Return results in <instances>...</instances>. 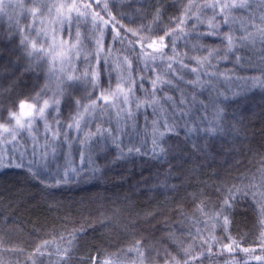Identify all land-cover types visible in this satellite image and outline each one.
<instances>
[{
    "label": "snow or ice",
    "instance_id": "obj_1",
    "mask_svg": "<svg viewBox=\"0 0 264 264\" xmlns=\"http://www.w3.org/2000/svg\"><path fill=\"white\" fill-rule=\"evenodd\" d=\"M130 2L140 7L125 11ZM256 7L258 17L249 0H201L199 3L196 0L186 3L182 0H90L88 3L32 0L27 8L20 0L14 4L0 0V14L8 16L15 25V34L8 31L4 40L9 44L16 40L17 60L26 61L27 69H46L47 77L25 99L13 96L23 70L6 89L0 90V113L4 114L0 119V169H23L26 176L49 194L46 199H54L50 191L72 180L99 178L103 172L94 166L91 154L86 171L82 165L79 171L71 167L63 171L59 167L55 171L49 168L50 158H56V146L71 147L69 136L74 131L77 135L73 139L79 144L82 161L83 149H90L96 137L115 146L116 160L143 154L167 164L158 187L171 192L174 203L171 209L154 211H137L129 204L126 211L112 209L110 215L101 213L102 218L92 223L82 217L79 227L61 232V244H55L54 240L42 241L27 253L22 247L6 249L24 256L23 261L16 260L13 264H42L45 256L50 264H73L74 258L81 264H205V260L211 262L222 255L233 257L224 264H241L234 258L237 253L247 257L243 264L249 260L264 264V255H254L257 250L264 253V145L255 154L258 159L254 165L248 161L252 166L238 171L237 175H221L212 166L220 162L221 155L231 158L236 146L213 153L208 140L223 135L226 127L234 139L246 140L245 120L233 114L232 121H227L228 113L217 103L223 93H218L208 97L214 108L213 119L207 121V127H202V121L189 115L187 94L180 87L184 84L213 89L215 81L230 79L218 65L232 63L229 56L239 61V51L246 46L255 48L259 43L258 65L247 70L260 75L244 77V91L247 87L264 90V0H258ZM15 9L27 12L29 19L25 25L14 19L19 13L10 10ZM237 11L247 12L248 18L237 17L234 15ZM257 18L259 23L255 22ZM237 24L244 33L242 36L232 35ZM81 28L86 31L82 33ZM61 33H66L68 39L62 38ZM204 40H218L220 45L204 44L201 42ZM181 43L182 51L178 50ZM145 72L149 75L145 76ZM185 75L193 79L185 80ZM145 83L149 84L148 89L144 88ZM165 89L178 91L179 100H174ZM137 90L143 98L136 96ZM191 102L196 103L195 96ZM199 103L205 106L202 101ZM62 106L69 110V117L63 122L58 119ZM149 108L153 119L150 131L145 129L143 137H150V142L139 138L135 143H124L122 124L138 128L136 112H147ZM110 111L115 113V128H104L97 123L95 132L84 131L82 124ZM261 113L264 115V102ZM49 114L53 115L51 122ZM41 125L43 143L37 135ZM22 135L32 141L30 151L18 150ZM6 145L11 146V154ZM227 162L225 159L224 163ZM233 162L238 167L244 164L243 160ZM206 168L212 170L201 171ZM185 204L191 205V211L185 210ZM50 207L58 208L59 202ZM238 209H250L253 214L251 233L256 239L248 247L243 246L247 233L237 240L231 232ZM172 215L177 219L173 220ZM0 222L7 225L8 217ZM97 223L101 228L117 224L131 237L130 243L111 254L115 259L98 260L96 254L74 257L80 238L94 231ZM217 231L220 236L216 235ZM50 245H55L54 251H42ZM2 248L3 241H0ZM0 264L6 262L0 259Z\"/></svg>",
    "mask_w": 264,
    "mask_h": 264
},
{
    "label": "trees",
    "instance_id": "obj_2",
    "mask_svg": "<svg viewBox=\"0 0 264 264\" xmlns=\"http://www.w3.org/2000/svg\"><path fill=\"white\" fill-rule=\"evenodd\" d=\"M20 2L27 8L31 5L32 0H20ZM78 2L88 3L90 0H78ZM182 2L186 3L187 0H182ZM196 2L199 3L201 0H196ZM5 3L14 4L16 0H5ZM257 3L258 1H251L252 10L258 17L259 9L256 7ZM138 7H140L139 4L130 2L125 6L124 10L131 12L133 8ZM10 11L19 13L18 16H14V19H18L21 26L28 22L29 16L26 11L22 12L20 9ZM208 14L210 15L211 13ZM234 15L247 19V14L244 12L237 11ZM123 22L127 24V20ZM255 22L259 23V19L257 18ZM8 31H13L15 34V25L9 20L8 16L0 14V90L6 89L9 82L17 78L23 70L20 83L13 89V96L18 95L20 99H25L30 97L34 90H38L45 83L47 79L46 69L25 68L26 61L22 58L17 60L18 51L15 49L17 41L13 40L9 44L4 40V36ZM84 31L86 30L81 28V32L83 33ZM223 31H228V28H223ZM243 34L239 25L233 27V36H242ZM64 36L66 37L64 39H68L66 33H64ZM191 39L194 41L195 37L193 36ZM201 42L208 45H220L218 40H204ZM259 49V43L256 44L255 48L246 46L237 53L241 57L239 61H235L233 57L229 56V60L233 61L232 63L221 62L218 65L219 70L225 72V75L230 77V79L215 81V87L211 90L199 87L191 88L184 84L180 85L187 94L186 99L191 109L189 115L196 120L202 121V127H207V121L213 119L214 108L208 97L217 96L218 93H223L217 103L220 108L228 113L226 120L232 121L233 114L237 118L245 120V126L248 129V138L246 140L234 139L233 136L229 135L230 129L227 127L223 135L218 134L208 140L213 153L220 151L221 148L230 150L233 145L236 146V152L231 154V158L221 155L219 157L220 162L212 166V168L218 169L223 176H235L238 171H244L245 168L254 165L256 159H258L255 154L264 145V115L261 113V105L264 102V90L259 87H247V91H244L246 81L243 79L244 77L260 75L259 72L247 70L254 65H258L261 55ZM178 50H184L182 43L178 45ZM195 54L199 55L202 53ZM144 75L147 76L149 73L145 72ZM191 79H193L192 76L185 75V80ZM112 83L113 86L116 83L115 73H113ZM144 88L148 89L149 84L145 83ZM165 91L174 100H179L178 91L173 92L168 89H165ZM136 96L143 98V94L139 90L136 91ZM192 96H195L196 103L191 102ZM225 98H227L226 101ZM201 101L206 107L201 106L199 103ZM167 106L165 104V107ZM177 107H179L178 103ZM133 110L135 112V109ZM3 115V113H0V119L3 118ZM68 117L69 110L67 107L62 106L58 119L63 122ZM135 119L139 127L134 132L121 133L122 140L124 143L131 144L135 143L139 138H146L150 142V137H143V133L145 129L150 130L149 125L153 119L151 109L149 108L147 112L143 110L136 112ZM97 123L104 128L109 127L108 120H103L102 117H99L93 126L90 124H82V126L84 131L90 129L95 131ZM115 126V123L111 125L112 128H115ZM138 133L140 134L139 137ZM76 135L77 133L73 131L69 136L71 147L63 146V150L67 151L68 155L72 153L73 158H76L75 152L79 157L81 151L78 142L73 139ZM241 145L243 146L241 147ZM123 146L121 144V147ZM137 146L139 145L137 144ZM85 149V152L88 153L87 156L91 154L94 166L100 168L103 175L99 178L72 180L67 184H62L50 191V196L54 199H46L49 194H46L40 185L26 176L23 169H0V221L4 217H8L7 225L0 222V241H3V248L0 249V259H3L6 264H13L16 260L23 261L24 259L23 255L12 253L6 249L13 246L22 247L27 253L31 252L35 245L42 241L54 240L55 244H61L62 241L59 239L61 232L65 228L79 227L82 217L87 218L89 223L96 222L102 218L100 216L101 213L110 215L112 209L126 211L129 204L133 205L137 211L167 210L174 207V203L171 201L172 193L158 187L167 169V164L164 162L157 161L143 154L129 160H116L114 159L117 155L115 146L107 141H99L96 137L91 142V148L85 147ZM249 149H251V152H249ZM143 151L144 149H142V153ZM225 159L228 160L227 163H224ZM240 160H243L244 164L238 167L233 161ZM248 161H252V165H249ZM59 162L63 166L62 158ZM81 165L86 171L88 162ZM81 165L76 167L78 171ZM74 166L75 164L68 167L73 168ZM212 168L202 169L201 171L207 173ZM210 179L215 180L217 177H210ZM168 182L175 183L174 180H169ZM192 190L194 189H188V191ZM55 201L59 202V207H50ZM184 207L186 211H191L190 204H185ZM244 207H247V205H244ZM172 219L175 220L177 217L172 215ZM252 222L253 214L250 209L247 211L237 210L234 227L231 232L237 240L241 238V235L248 234L244 239V247H248L256 239L251 233ZM216 235L220 236L221 233L217 231ZM130 240L131 237L127 236L117 224H108L101 228L97 223L94 231L90 230L86 236L80 238V246L74 257H86L96 254L98 260L102 258L115 259L116 257L111 256V254L117 252L119 248L128 245ZM54 247L55 245H50L47 249H42V251L52 252ZM254 255H264V253L257 250ZM232 258L228 255H222L211 262L205 260V264H224L226 260ZM234 258L240 261L241 264L247 259L243 253H237ZM54 259L55 257H52L53 261ZM42 264H50L49 258L45 256ZM73 264H81V261L74 258ZM248 264H258V262L249 260Z\"/></svg>",
    "mask_w": 264,
    "mask_h": 264
},
{
    "label": "rangeland",
    "instance_id": "obj_3",
    "mask_svg": "<svg viewBox=\"0 0 264 264\" xmlns=\"http://www.w3.org/2000/svg\"><path fill=\"white\" fill-rule=\"evenodd\" d=\"M251 1L255 2V1H258V0H249L250 3H251ZM240 12H244V11H240ZM244 13L247 14V18H248V13L247 12H244ZM237 25H239V24H237ZM61 36H62V38H66L64 36V33H61ZM99 117L100 116L97 115L92 120H90L87 124H90V125L93 126L94 122L96 120H98ZM102 119L103 120L104 119L108 120L109 127L112 124H114V123L116 124V117H115V113L114 112H111V111L110 112H106L104 114V116L102 117ZM48 120H49V122H51L53 120L52 114L48 115ZM122 127L125 128V132L124 133L134 132L135 130H137V128L136 129H131L127 125H123V124H122ZM90 130L93 131L92 129H90ZM93 132H95V131H93ZM37 135L40 137V143H43V127H42V125L40 126V132ZM31 144H32V141L26 135H22V136L19 137V144L17 145V148H18V150L27 149V150L30 151L31 150ZM5 147L7 148L9 154H11V146L10 145H6ZM56 147H57L56 158H55V160H51V158H50V162H49V165H48L49 168L51 167V170L55 171L59 167L60 170L63 171V169L65 167H68L70 165L73 166L75 164V166L73 168H76V167H79L83 163L87 164V162H88L87 154L88 153L85 152V150H86L85 148L83 150L84 151V159L82 161L80 154H79V157H78L77 153L75 152L76 158H73L72 153H70L68 155L67 151L63 150V148L61 146L57 145ZM17 155H18V153H17ZM61 158L63 160V166L60 165V162H59Z\"/></svg>",
    "mask_w": 264,
    "mask_h": 264
}]
</instances>
